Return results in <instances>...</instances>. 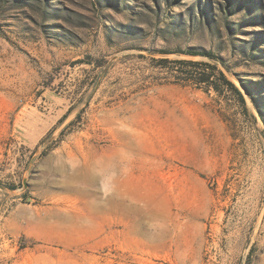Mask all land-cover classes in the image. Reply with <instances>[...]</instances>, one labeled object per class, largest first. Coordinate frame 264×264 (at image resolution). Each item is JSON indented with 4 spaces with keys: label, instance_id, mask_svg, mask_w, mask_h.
<instances>
[{
    "label": "rangeland",
    "instance_id": "1",
    "mask_svg": "<svg viewBox=\"0 0 264 264\" xmlns=\"http://www.w3.org/2000/svg\"><path fill=\"white\" fill-rule=\"evenodd\" d=\"M0 264H264V0H0Z\"/></svg>",
    "mask_w": 264,
    "mask_h": 264
},
{
    "label": "bare ground",
    "instance_id": "2",
    "mask_svg": "<svg viewBox=\"0 0 264 264\" xmlns=\"http://www.w3.org/2000/svg\"><path fill=\"white\" fill-rule=\"evenodd\" d=\"M129 152V151H128ZM133 154V153H132ZM132 154H130V155H132ZM118 157V156H117ZM117 167V166H116ZM83 172V171H82ZM108 173V172H107ZM83 174H84V172H83ZM88 175H90V174H84L83 175V178H84V180H86L87 181V183L89 182V179H90V176H88ZM94 175V174H93ZM92 175V176H93ZM94 178V177H93ZM96 178V177H95ZM73 179V178H72ZM115 181V180H114ZM87 183H85L86 185H87ZM90 183H91V181H90ZM82 184V183H81ZM84 185V184H83ZM89 185V184H88ZM85 186V185H84ZM92 186V185H91ZM69 187V186H68ZM86 187H88V186H86ZM71 190V189H70ZM78 190H79V188H78ZM85 190H88V188L87 189H85ZM90 190V189H89ZM88 190V191H89ZM110 190V189H109ZM77 191V190H76ZM92 191V190H91ZM74 192H75V190H74ZM84 193V192H83ZM90 195H92V194H90ZM107 196V195H106ZM114 197V196H113ZM116 201L117 202H115V200L111 197V199H110V197L109 198H107V202H110V203H119V202H122L123 203V207H121L120 209L119 208H116L115 206V210H120V211H122V212H126V213H132L134 210L131 208V206H124L125 204H124V200H122V201H120V199L118 200V199H116ZM121 203V204H122ZM108 204V203H107ZM117 204H116V206H117ZM121 204L119 205V206H121ZM101 206V205H100ZM98 206V203H96V202H94V201H92V202H90V203H88V205H86V211L88 212V213H91V214H94V213H98V212H100V213H103V212H105V211H107L106 209H108V208H106L105 209V207H103V206ZM110 210V209H109ZM108 210V211H109ZM111 211V210H110ZM121 214V213H120ZM81 221V220H80ZM57 224V223H56ZM60 226V225H59ZM36 227H39L38 225H36ZM57 228V227H56ZM39 229V228H38ZM139 229V228H138ZM141 229V228H140Z\"/></svg>",
    "mask_w": 264,
    "mask_h": 264
},
{
    "label": "trees",
    "instance_id": "3",
    "mask_svg": "<svg viewBox=\"0 0 264 264\" xmlns=\"http://www.w3.org/2000/svg\"><path fill=\"white\" fill-rule=\"evenodd\" d=\"M193 55H196V54H193ZM182 63H188V64L191 65V66H197V65H198V63H196V62H182ZM218 75L220 76V78H221L222 80H224V81L226 82V84H227L232 90H234L236 93H238L237 90H236V88L233 86V84L225 79V77H224V75H223V73H222L221 71L218 72ZM210 78H211V76H209L208 73H206V74H202L201 77H200V74H199V76H198L197 78L195 77L194 80H195L196 83H198V84H200V83H206V84H208L209 86H211V85H213V82L211 81ZM238 94H239V93H238Z\"/></svg>",
    "mask_w": 264,
    "mask_h": 264
}]
</instances>
